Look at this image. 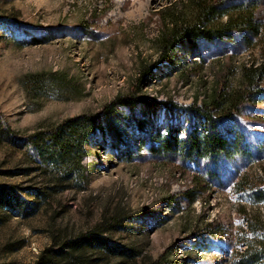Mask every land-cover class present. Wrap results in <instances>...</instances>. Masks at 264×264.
Here are the masks:
<instances>
[{
  "label": "rangeland",
  "instance_id": "rangeland-1",
  "mask_svg": "<svg viewBox=\"0 0 264 264\" xmlns=\"http://www.w3.org/2000/svg\"><path fill=\"white\" fill-rule=\"evenodd\" d=\"M194 1L0 0V124L25 137L120 95L164 103L150 134L120 108L118 148L98 130L86 182L54 176L0 129V264H77L61 253L93 235L104 244H84L81 264H246L247 221L264 239V78L239 109L223 97L246 88L244 66L264 63V0H225L258 3L253 47L201 40L161 60L162 37L195 17ZM38 73L56 76L39 88ZM214 105L232 157L151 151L158 135L203 129L199 108Z\"/></svg>",
  "mask_w": 264,
  "mask_h": 264
},
{
  "label": "trees",
  "instance_id": "trees-1",
  "mask_svg": "<svg viewBox=\"0 0 264 264\" xmlns=\"http://www.w3.org/2000/svg\"><path fill=\"white\" fill-rule=\"evenodd\" d=\"M194 2L197 5L195 17L190 21L176 22L171 31L162 37L161 60L172 61V55L178 51L189 53L198 46L201 40L211 41L223 38L234 40L239 37L248 47H253L256 44L253 40L261 35L263 28L262 18L256 16V9L259 6L256 1L228 3L225 0H196ZM223 17H226L224 22L222 21ZM54 76L56 73L36 74L34 78L38 84L37 87L47 86ZM263 78L264 63L244 66L242 82L246 88L225 95L224 103L239 109L242 104L250 101L252 94L247 96L246 94L249 93L247 89L258 87ZM214 103L216 106L220 105L218 99H214ZM163 104L156 99L132 93L128 96L116 97L98 114L85 113L73 116L25 137L18 135L6 123L0 124V129L30 148L39 162L53 171L54 176L86 182L88 176L83 160L90 152L89 146L97 144L98 130L108 131V137L113 141L112 146L118 148L123 142V133L116 127L120 108L134 112V124L139 133L149 132L148 134H150L159 112L163 109ZM215 105L199 108L204 119L203 129L194 125L187 133L186 138L183 139L175 134L174 130H171L166 137L158 135L156 138L159 140V145L152 144L151 151L181 154L196 162L213 154H221L227 158L232 157L237 151L235 150L236 145L217 130L213 117ZM189 202H194V198ZM250 222L247 221V227L250 228V232L255 238L244 240L246 250L250 253L246 264H261V261L264 260V239L257 238L259 236L256 231L257 226ZM90 238L85 236L74 241L69 246V251L61 254L65 258L81 264L84 261L82 256V251L85 249L84 244L103 243L95 235ZM45 261L47 264L51 263V259Z\"/></svg>",
  "mask_w": 264,
  "mask_h": 264
}]
</instances>
